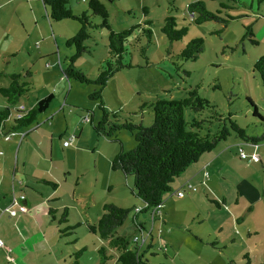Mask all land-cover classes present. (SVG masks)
<instances>
[{"label":"rangeland","instance_id":"rangeland-1","mask_svg":"<svg viewBox=\"0 0 264 264\" xmlns=\"http://www.w3.org/2000/svg\"><path fill=\"white\" fill-rule=\"evenodd\" d=\"M100 1L108 12L107 19L113 31H121L147 20L150 21L148 28L152 31L149 43H146L143 34L137 43H131L141 33L138 29L128 38L132 45L128 48L127 60L132 67L117 71L102 90V100L108 112L117 113L119 120L131 118L134 122L147 125L151 122V110L147 107L142 112L138 111L142 102L157 98L179 99L186 96L189 89L196 88L198 95L213 105V111L230 116L248 135L254 136L264 131V85L253 70L255 61L264 54V37H258L264 33V22L257 23L256 27L259 17L255 16L258 5L264 3L240 0L238 7L229 10V13L241 16L229 20L223 27L215 21L194 24L188 17L186 6L195 0ZM203 1L208 10L215 11L216 1ZM68 2L74 13L88 11V0ZM251 2L252 10L247 8ZM143 7L147 8L146 14L142 12ZM168 14L175 17L177 28L187 27L186 35L172 44L160 32L163 19ZM88 15L92 22L100 23V16L91 15L90 12ZM246 25L252 26L253 34L256 30V44L244 37ZM78 28L76 20H51L48 8L41 0H0V87L8 86V74L11 72L22 76L27 70L31 72L26 78L29 90L21 95L20 103L8 105L0 94V110L9 106L11 114H14L13 110L19 104L28 108L37 99L52 93L53 99L46 111L37 116V122L15 132V138L31 127H38L35 131L40 135L44 130L48 136L52 130L62 131L53 144L51 155L47 149L43 153L37 147L24 154L21 148L18 154V160L24 157L22 161L25 158L27 161V167L18 169L16 175L22 183L28 179L29 184H37L38 181L32 178L39 177L57 184L53 190L49 185L38 183L44 196L39 198L43 204L39 208L44 209L40 210L39 217L42 218V211L50 229L47 230L49 248L43 256H35V264H98L100 256L97 249L101 246L110 256L105 263L116 264L115 250L107 245L105 239L90 232L87 224L95 223L104 203L124 207L142 206L141 200L131 193L133 177L124 176L110 167L111 159L121 149L120 143L96 134L86 120L87 115H92L93 122H96L101 115L98 103L88 98L94 85L82 84L73 78L67 80L63 75L62 70L75 51L74 46L66 45V40ZM89 31L91 36L84 41L87 51L76 58L74 64L89 78H94L98 67L104 64L108 56V31L105 28ZM194 37L203 39L201 53L195 60H182L178 56L180 49ZM145 45L148 65H145L146 59L140 54V47ZM254 107L262 118L254 114ZM210 109L198 112L186 109L185 118L190 115L196 119H209V116L213 119L214 113ZM133 111L135 113L132 114ZM50 117L51 126L48 124ZM217 124V120L213 119L211 123L204 122L203 125L209 128V132H214ZM73 134L78 138L72 141L77 143L70 141L69 147L62 146L63 140H68ZM114 137L122 143L124 151L135 146L134 138L127 130L119 131ZM37 138L40 140V137ZM237 140L240 141L231 133L227 142L234 144ZM249 146L248 143H241L242 148ZM0 150L5 152L4 148ZM234 151L237 153L235 144L230 148L231 153ZM51 157L52 162H49ZM203 175L206 176L205 170ZM14 183L15 192H19V189L24 191L17 185V179ZM189 184L197 190L191 192L181 186L179 178L175 179L171 184L172 191L164 195L160 205L161 214L156 215L154 220L151 211L139 212L137 218L143 223L142 231L133 225V210L116 229L117 234L127 239L129 248L140 245L138 252L142 255V264H231L230 261L247 264L249 256L250 264H264V246H258V251H248L249 246L244 241L243 227L251 225V220L243 227L234 225L233 219L231 223L221 224L226 209L223 212L210 197L221 203L222 197L217 195L223 196L222 187L216 183L211 189H204L200 184ZM178 190L184 191L183 196L175 194ZM23 193L26 201L35 192L30 188ZM260 201L255 212L257 219L254 220L264 224V199ZM49 207L58 210L67 207V221L59 222L60 211L48 213ZM76 223L79 226L73 232H64L66 225ZM59 228L61 233L57 231ZM141 232L145 237L143 244ZM135 236L138 237L137 243ZM37 238L34 236L26 243L37 241ZM233 238L235 241H231ZM80 249L83 250L76 255Z\"/></svg>","mask_w":264,"mask_h":264},{"label":"trees","instance_id":"trees-1","mask_svg":"<svg viewBox=\"0 0 264 264\" xmlns=\"http://www.w3.org/2000/svg\"><path fill=\"white\" fill-rule=\"evenodd\" d=\"M209 1L217 2V7L213 12L206 8L203 0H195L187 4L186 10L188 14L193 13L191 19L194 24L215 21L225 27L229 20L241 16L229 13V10L239 5L240 0ZM256 1L257 3L264 2V0ZM41 2L48 8V16L51 20L72 19L79 23L77 32L66 40V45L74 46L75 51L70 56L69 63L65 69L62 70L63 75L67 80L73 78L79 83L94 85V89L88 94V98L98 103L101 115L96 122H93L92 115H87L86 120L96 134L107 138L109 141L120 143L121 149L111 159L110 167L112 170H119L124 176L130 175L133 177L131 193L142 202V206L133 207L104 203L95 223L87 224L88 230L105 239L107 245L115 250L116 264H142L144 263L141 259L142 255L138 252L140 245L129 248L127 239L116 233V229L121 226L129 213L133 210L132 222L134 227L139 231L143 230V223L138 220L137 214L151 211L152 220L155 219L156 215L161 214L160 205L164 195L172 191L171 184L191 164L196 162L202 154L213 150L218 143L225 141L231 133H234L242 143L255 145L264 141V131L254 136L248 135L244 128L238 125L230 116L221 115L213 111V105H210L207 99L201 98L196 88L189 89L186 92V96L179 99L157 98L142 102L137 108L139 109L138 111L141 110L142 112L147 107L151 110V122L147 125L142 122H134L131 118L119 120L117 113L108 112L105 109L102 100V90L107 80L117 71L132 67L131 62L127 60L128 48L131 47V43H137L142 34L145 36L146 43L150 42L152 36V31L148 28L150 21L147 20L142 24H136L121 31H113L107 19L108 12L100 0H88V11L83 10L80 13L72 11L68 0H41ZM88 12L91 15L100 16V23L92 22ZM142 12L146 14L147 8L143 7ZM95 28H105L108 31V56L104 64L98 67L96 76L89 78L75 66L74 61L83 52L87 51L84 41L91 36L89 30ZM136 29L140 30L141 33L129 43L128 38ZM244 30V37L249 38L251 43L256 44L257 41L254 38L252 26L246 25ZM160 32L172 44L186 35L187 27L181 26L177 28L175 17L168 14L163 19ZM146 46L140 47V54L146 59L145 65H148L149 62L145 54ZM202 49L203 39L194 37L180 49L178 56L182 60H195ZM253 70L258 74L261 83L264 85V54L255 61ZM185 73L187 74L186 71ZM30 74L29 70L24 73V76L16 72L8 74L10 83L8 86L0 87V94L5 98L8 105L16 104L21 95L29 90V82L26 78ZM52 99L53 94L48 93L44 97L37 99L28 109H24L22 105L16 106L17 108L13 110L14 114H11L12 109L9 106H4L0 110V133L4 132V135L9 134L8 132L15 133L22 128H28L35 124L37 116L45 112ZM209 107L214 113L213 119L219 123L214 132H209V128L203 125L204 122L211 123L213 121L211 116H209V119H196L195 116L190 115L185 118L184 112L186 109L198 112ZM253 111L255 115L262 118L255 107ZM131 113L133 114L135 111ZM121 130H127L133 136L135 141L134 148L127 151L122 150V143L114 137ZM237 155L242 160H249L247 158L248 154H245L244 158L240 157L238 152ZM39 182L51 186L52 189L57 187L55 182L46 179H39ZM186 189L195 191L192 188ZM211 201L216 206L220 205L215 199H211ZM56 211L54 208H48V213L54 214ZM67 212V207L61 209L59 222L67 221ZM52 217L54 218V215ZM77 226H79V223L66 225L64 232L69 234ZM57 231L61 233L62 230L59 228ZM211 245H214V243H211ZM82 250L76 251L75 254L79 255ZM105 251L103 246L97 249L100 256L98 264H106V259L110 257ZM230 263L235 264L234 261H230Z\"/></svg>","mask_w":264,"mask_h":264},{"label":"crops","instance_id":"crops-1","mask_svg":"<svg viewBox=\"0 0 264 264\" xmlns=\"http://www.w3.org/2000/svg\"><path fill=\"white\" fill-rule=\"evenodd\" d=\"M252 3L253 2L247 7L248 9L252 10ZM260 6H262L261 9ZM237 7L238 6H236V8ZM256 13L255 16L258 15L259 17L256 24L264 22V4L258 5ZM247 16H250V14ZM189 18L191 19V17ZM257 26L258 24L256 27ZM254 34L258 35L256 30ZM258 37H264V33L262 36L260 35ZM18 103L20 102L18 101ZM19 105H22L24 109H28L33 104L28 108L23 104ZM46 119H48V117ZM51 120L52 117H50L48 123L50 126L52 124ZM37 128L38 127H31L27 129L26 133L24 132L22 136L19 134L16 138V134H13L9 140L4 139V132L0 133V148L5 149V152L0 150V153H3L0 157V238L5 245V248H0V264H35V256H43L49 248V240L47 238V230L50 229L49 223L45 221L46 216L42 211V218L41 216L39 217V212L42 209L39 208V206L42 207L43 205L41 203L42 200L39 198L44 196L42 195V189L38 186V183L39 179L42 178H32L38 181V183L29 184L28 179L24 180L26 183L24 181L22 183L16 176L18 169L22 170L27 167L26 158L24 162L22 161L24 157L18 160V154L21 148L23 154L28 153V151H33V148L37 147L39 151L43 153H45L47 149V153L51 155L53 144L57 136L62 135V131L57 129L48 133L49 136L45 134L47 133L46 130L40 135V133L35 131ZM33 131L36 133L31 134ZM37 137H40V140H37ZM23 138L25 139L21 141ZM77 138L78 137L75 135L74 140H77ZM227 140L228 138L218 143L213 150L202 154L196 162L191 164L177 178H179L180 183L188 181L192 184H200L204 189H211L213 184H219V187L221 186L224 190V194L223 196H221V194L217 195L222 197V202L217 207L222 209L223 212H225L224 210L226 209L227 212L226 215L222 216L224 221H222L221 224H227V222L231 223L234 220V225L236 224L243 227L248 220H251V225L243 227L242 232L244 233V241L249 246L247 249L248 251H250V249L258 251V246H264V224H258L254 219H257V215L255 214L257 205L260 204V199H264V141L255 145L250 144L246 149L244 147L242 148V142L237 140L234 143L237 149L241 148L245 154H248L247 158H249V160H242L238 157L236 151L233 153L230 152V148L234 146V144L227 142ZM73 142L75 143L76 141H72V143ZM238 143L240 144L238 145ZM44 145H47V147ZM69 146L70 145H66V147ZM253 153H257L258 160L254 161L250 158V155ZM11 158L14 159V161H12ZM49 162H52V157ZM203 170L206 171V176L203 175ZM28 177L30 176L28 175ZM15 179L18 181L17 185L23 188L25 192L31 188L35 193L31 194L32 198L30 200L25 201L24 199L20 201L27 207L25 213L18 212L15 216H10L5 208L8 206L11 193H17L14 191L16 187L14 183ZM19 190L21 191V189ZM212 193L215 195V192L212 191ZM210 199L215 198L211 196ZM232 201L236 207L232 205ZM55 209L57 210L56 212L61 211V209ZM42 210L44 211V209ZM228 210L230 211L228 212ZM53 219L54 218H52V220ZM34 236L38 237L37 241L32 240L26 243V241L30 238H34ZM231 241H235V238ZM248 258V263L250 264L251 258L250 256Z\"/></svg>","mask_w":264,"mask_h":264},{"label":"built area","instance_id":"built-area-1","mask_svg":"<svg viewBox=\"0 0 264 264\" xmlns=\"http://www.w3.org/2000/svg\"><path fill=\"white\" fill-rule=\"evenodd\" d=\"M83 1V0H82ZM193 16V13L189 14V17L192 18ZM19 115V114H18ZM14 133L11 132L7 135H5V139H10V137L13 135ZM24 133L20 134L21 136L23 135ZM75 138L74 134L73 135H70L69 139L68 140H63L62 144L63 146H66L69 144L70 141H72L73 139ZM238 151V154L240 155V157L244 158L246 155L245 153L241 150V148H238L237 149ZM250 158L254 161L258 160V155L257 153H253L250 155ZM188 182V181H187ZM182 186L183 187H186L188 189L192 188L194 189L189 183H186V182H183L182 183ZM183 193L184 191H181V190H178L176 191V195L177 196H183ZM25 194L20 191V192H17V193H14L12 192L11 193V196H10V200H9V204L8 206L5 208V210L8 212V214L10 216H15L16 213L20 212V213H25L27 211V207L25 204H22L20 201H23L25 199ZM151 218H152V213H151ZM142 231V230H141ZM144 233L141 232V244L144 242ZM135 242L138 241V237L135 236L134 238ZM0 248H5V245L3 243V240L0 238Z\"/></svg>","mask_w":264,"mask_h":264},{"label":"clouds","instance_id":"clouds-1","mask_svg":"<svg viewBox=\"0 0 264 264\" xmlns=\"http://www.w3.org/2000/svg\"><path fill=\"white\" fill-rule=\"evenodd\" d=\"M189 15V14H188Z\"/></svg>","mask_w":264,"mask_h":264}]
</instances>
